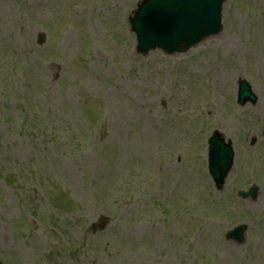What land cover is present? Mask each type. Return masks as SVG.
<instances>
[{"label":"rangeland","instance_id":"1","mask_svg":"<svg viewBox=\"0 0 264 264\" xmlns=\"http://www.w3.org/2000/svg\"><path fill=\"white\" fill-rule=\"evenodd\" d=\"M138 1L0 0L1 264H264V0H226L217 35L146 56ZM213 130L235 151L221 191Z\"/></svg>","mask_w":264,"mask_h":264},{"label":"water","instance_id":"2","mask_svg":"<svg viewBox=\"0 0 264 264\" xmlns=\"http://www.w3.org/2000/svg\"><path fill=\"white\" fill-rule=\"evenodd\" d=\"M223 0H141L129 18L131 30L136 35V51L146 54L155 48L166 54L185 52L203 39L218 33L221 27ZM42 38L38 41L41 43ZM238 104H254L256 97L245 81L238 83ZM208 168L215 185L222 187L233 162L231 143L214 132L208 140ZM255 195V189L249 193ZM102 227V225L100 226ZM246 228L238 226L227 232L228 239L241 242Z\"/></svg>","mask_w":264,"mask_h":264}]
</instances>
